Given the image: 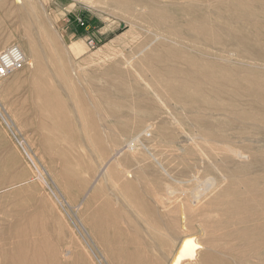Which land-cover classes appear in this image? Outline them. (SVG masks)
<instances>
[{
  "label": "rangeland",
  "instance_id": "1",
  "mask_svg": "<svg viewBox=\"0 0 264 264\" xmlns=\"http://www.w3.org/2000/svg\"><path fill=\"white\" fill-rule=\"evenodd\" d=\"M11 45L0 264H264V0H0Z\"/></svg>",
  "mask_w": 264,
  "mask_h": 264
},
{
  "label": "bare ground",
  "instance_id": "2",
  "mask_svg": "<svg viewBox=\"0 0 264 264\" xmlns=\"http://www.w3.org/2000/svg\"><path fill=\"white\" fill-rule=\"evenodd\" d=\"M18 2H20V1H18ZM182 2V1H181ZM16 3V2H15ZM22 4V3H21ZM181 4V3H180ZM24 5V4H23ZM173 5V4H172ZM22 6V5H21ZM164 9V8H163ZM220 33V32H219ZM204 35H205V33H204ZM41 38H43V37H41ZM48 39V38H47ZM40 40V39H39ZM42 42V41H41ZM18 44V43H17ZM49 44V43H48ZM243 45V44H242ZM35 46H38V45H35ZM78 43H73L72 45H70V51L71 52H74V51H76L77 50V48H78ZM242 47V46H241ZM245 47V46H244ZM36 49V48H35ZM201 49V48H200ZM215 49V48H214ZM243 49H245V48H243ZM242 49V50H243ZM22 51V50H21ZM203 51V50H202ZM218 51V50H217ZM36 52V51H35ZM231 52V51H230ZM218 53V52H217ZM223 53V52H222ZM226 53H227V50H226ZM24 54V57H25V61H26V65H27V67H28V69L29 70H33L34 69V61H33V59H34V57L32 56V55H34V54H32V55H26L25 53H23ZM31 54V53H30ZM228 54V53H227ZM215 55H216V53H215ZM218 55V54H217ZM37 57H39V55L37 56ZM36 57V58H37ZM124 59V58H123ZM38 60V59H37ZM36 60V61H37ZM42 62V61H41ZM177 62V61H176ZM39 63V62H38ZM125 63V62H124ZM155 67V66H154ZM153 67V68H154ZM163 67V66H162ZM159 68H161V67H159ZM198 68H200V67H198ZM162 69V68H161ZM249 69V68H248ZM153 70V69H152ZM172 70V69H171ZM245 70V69H244ZM254 70V69H253ZM173 72V71H172ZM247 72V71H246ZM177 73V72H176ZM245 73V72H244ZM254 73V72H253ZM173 75V74H172ZM251 75H253V74H251ZM258 81V80H257ZM252 82V81H251ZM260 82V81H259ZM113 83H114V81H113ZM254 83V82H253ZM116 85V84H115ZM114 85V86H115ZM259 86V85H258ZM116 87V86H115ZM260 87V86H259ZM174 88H176V86L174 87ZM254 89V88H253ZM260 89H262V88H260ZM119 91V90H118ZM121 91V90H120ZM125 91V90H124ZM181 92H182V90H181ZM174 95V94H173ZM232 97V96H231ZM157 99H159V98H157ZM198 99V98H197ZM160 100V99H159ZM158 100V101H159ZM224 101V100H223ZM227 101V100H226ZM189 102H191V101H189ZM228 102V101H227ZM182 104H183V101H182ZM153 105V104H152ZM203 105V104H202ZM147 106V105H146ZM242 107V106H241ZM149 110V109H148ZM206 110V109H205ZM195 111V110H194ZM145 112V111H144ZM206 112V111H205ZM201 113H203V111L201 112ZM147 114V113H146ZM148 115V114H147ZM151 115V114H150ZM150 115H148V116H150ZM198 115H200V114H198ZM232 115V114H231ZM171 116H173V115H171ZM195 116H196V114H195ZM220 116V115H219ZM224 117V116H223ZM192 118V117H191ZM220 118H222V116H220ZM197 119V118H196ZM195 119V120H196ZM201 119V118H200ZM209 120V119H208ZM167 121V120H166ZM192 121H193V119H192ZM215 121V120H214ZM168 122H170V121H168ZM229 122H231V121H229ZM235 122H237V121H235ZM171 123H173V122H171ZM196 123V122H195ZM202 123V122H201ZM197 124V123H196ZM199 124V123H198ZM197 124V125H198ZM210 124V123H209ZM218 124V123H217ZM224 124H225V122H224ZM246 124V123H245ZM232 125H233V123H232ZM243 126V125H242ZM207 127V126H206ZM228 127V126H227ZM244 128V127H243ZM200 129H202V128H200ZM217 129H219L218 128V126H217ZM237 130H239V129H237ZM253 131V130H252ZM211 136V135H210ZM196 137V136H195ZM205 137V136H204ZM246 138V137H245ZM200 139H202V136L200 135ZM212 139V138H211ZM199 140V139H198ZM203 141V140H202ZM198 142H200V141H198ZM214 142V141H213ZM197 143V142H196ZM198 145V144H197ZM196 145V146H197ZM227 146V145H226ZM228 149V148H227ZM120 151H118V152H116V154L114 153V154H112L113 156H111L110 157V159L108 160V161H106V163H105V166L103 167V168H101V171H103V169L104 168H106V166L108 165V163L109 162H111L112 160L114 161L119 155H120ZM236 155H238V154H240V153H235ZM239 156V155H238ZM255 156V155H254ZM253 156V157H254ZM218 157V156H217ZM240 157V156H239ZM206 158V157H205ZM238 158V157H237ZM216 159H218V158H216ZM231 159V158H230ZM253 159V158H252ZM236 160V159H235ZM245 161V160H244ZM260 162H261V160H260ZM205 163V162H204ZM203 163V164H204ZM217 163V162H216ZM221 163V162H220ZM219 163V165L221 166V164ZM223 163V162H222ZM227 163V162H226ZM225 163V164H226ZM233 163V162H232ZM137 164V163H136ZM158 164V163H157ZM193 164V163H192ZM200 164V163H199ZM206 164V163H205ZM209 164V163H208ZM240 164V163H239ZM195 165V164H194ZM193 165V166H194ZM213 165V164H212ZM223 165H224V163H223ZM139 166V165H138ZM181 166V165H180ZM205 166V165H204ZM204 166H203V169H204ZM216 166H217V164H216ZM227 166H230V164L228 165L227 164ZM226 166V167H227ZM206 167V166H205ZM249 167V166H248ZM190 168V167H189ZM199 167H197V169H198ZM213 168H215V167H213ZM224 168V167H223ZM262 168H263V166H262ZM184 169H185V165H184ZM216 169V168H215ZM130 170V169H129ZM199 171H200V169H198ZM197 170V171H198ZM177 171V170H176ZM192 172V171H191ZM190 172V173H191ZM194 172H196V171H194ZM193 172V173H194ZM170 173V172H169ZM223 173V172H222ZM252 173V172H251ZM199 174V173H198ZM232 174V173H231ZM253 175V174H252ZM222 176V175H221ZM230 176V175H229ZM242 176V175H241ZM129 177H130V179H131V177H132V174L130 173V171H127V170H124V169H122L121 171H120V173H119V178H123V179H125V178H127V180L129 179ZM187 177V176H186ZM202 178V177H201ZM194 179V178H193ZM206 180H208L207 182H210L209 181V179L207 178ZM213 181V180H212ZM221 181V180H220ZM206 182V181H205ZM124 183H125V181H124ZM128 183H129V181H128ZM131 185V184H130ZM214 185V184H213ZM212 185V186H213ZM211 186V187H212ZM129 187V186H128ZM208 188L209 187H205V189L208 191ZM211 189V188H210ZM217 189V188H216ZM176 191H177V189H176ZM207 191H205L204 190V194H205V192H207ZM202 193V192H201ZM217 193V192H216ZM258 193V192H257ZM192 197H193V194H192ZM201 197V196H200ZM178 200V199H177ZM195 202H196V200H195ZM202 203V202H201ZM243 204V203H242ZM196 205V204H195ZM194 205V206H195ZM201 206V205H200ZM203 206H204V204H203ZM206 206V205H205ZM210 207V206H209ZM216 211H219V210H216ZM182 241H184L183 239H182ZM213 243V242H212ZM203 245V244H202ZM199 244H198V242H197V239L195 238V237H193V236H190V237H188L187 238V241L185 242V248H184V250H182V251H178L177 250V252L175 253V255H174V257L172 258V260H171V262H170V264H182V263H184V262H193V261H195L196 260V257H197V252H198V248H199ZM180 247V246H179ZM203 250V249H202ZM209 261V260H208Z\"/></svg>",
  "mask_w": 264,
  "mask_h": 264
},
{
  "label": "built area",
  "instance_id": "3",
  "mask_svg": "<svg viewBox=\"0 0 264 264\" xmlns=\"http://www.w3.org/2000/svg\"><path fill=\"white\" fill-rule=\"evenodd\" d=\"M92 44L90 41L89 45ZM25 64L24 54L18 46L11 45L0 51V81L23 69Z\"/></svg>",
  "mask_w": 264,
  "mask_h": 264
},
{
  "label": "water",
  "instance_id": "4",
  "mask_svg": "<svg viewBox=\"0 0 264 264\" xmlns=\"http://www.w3.org/2000/svg\"><path fill=\"white\" fill-rule=\"evenodd\" d=\"M186 241H187V239H185L184 241H182L180 247L178 248V251H179V252L182 251V250H184V248H185V242H186Z\"/></svg>",
  "mask_w": 264,
  "mask_h": 264
},
{
  "label": "crops",
  "instance_id": "5",
  "mask_svg": "<svg viewBox=\"0 0 264 264\" xmlns=\"http://www.w3.org/2000/svg\"><path fill=\"white\" fill-rule=\"evenodd\" d=\"M59 20H61V18H59L57 21H59ZM64 32H65V35L68 37V35H72V33H71V30H70V28L69 29H67L66 31L64 30ZM71 37V36H70Z\"/></svg>",
  "mask_w": 264,
  "mask_h": 264
}]
</instances>
